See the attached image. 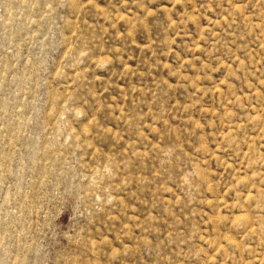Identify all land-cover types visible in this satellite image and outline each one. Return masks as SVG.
Returning a JSON list of instances; mask_svg holds the SVG:
<instances>
[{
    "label": "rangeland",
    "instance_id": "rangeland-1",
    "mask_svg": "<svg viewBox=\"0 0 264 264\" xmlns=\"http://www.w3.org/2000/svg\"><path fill=\"white\" fill-rule=\"evenodd\" d=\"M0 264H264V0H0Z\"/></svg>",
    "mask_w": 264,
    "mask_h": 264
}]
</instances>
